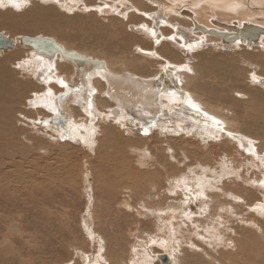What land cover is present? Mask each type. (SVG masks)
<instances>
[{"label": "rangeland", "instance_id": "374dc122", "mask_svg": "<svg viewBox=\"0 0 264 264\" xmlns=\"http://www.w3.org/2000/svg\"><path fill=\"white\" fill-rule=\"evenodd\" d=\"M33 1L38 2V7L52 11L50 23L53 21L59 28H55L53 32L52 28L44 26V33L55 36L56 39H54L55 37L50 38L58 42L62 41L63 45L88 52L97 58L107 59L110 54L114 55L113 58L119 56L118 60H125L123 64L128 63V67L136 62L134 66L142 67L143 65L144 71L138 70L139 72L146 75L150 71L153 77L158 73L160 66L165 63L163 59L160 62H146L148 61L146 59L144 62L141 59L138 60L135 57L136 54L134 55L136 48L152 46L150 38L145 37L144 39L142 34L135 30L136 23L143 21V16L137 17L131 12L130 17L133 16L137 22L129 25L127 23L128 16L124 13H122L125 15L124 17L113 11L107 12L105 16H100L94 10H88V12L77 10L74 11L75 13H71L74 9L71 8L72 11L67 10L66 12L57 4L47 2V0L46 2ZM82 2L87 6L101 5V1L98 0H82ZM3 5L5 7H0V18L5 23L0 25V35L15 41V47L10 50H0V60L10 55L19 56L20 52L23 57L31 58L36 52L23 45L21 38L33 35L40 37L42 33L40 35L38 33L41 32L43 26L34 28L33 26L38 23L27 20L21 26L20 31L14 32L11 28L14 25V20L5 16L24 17L30 13L25 14L32 8V3L22 6V8L13 7L8 3ZM110 12L114 15H110ZM36 14L41 16L39 13ZM121 19L127 20L126 23ZM145 19L149 21L147 16ZM11 22H13L12 25H10ZM167 25L169 24L163 26L164 30L166 29V34L175 31L170 26L167 28ZM200 33L202 32L200 31ZM180 34L183 35V31H180ZM257 42L249 46L246 41L245 47L241 50L238 49L239 52H235L236 50L232 49L234 46L231 48L232 45L228 46L221 39L198 53L189 54L187 51H180L181 48L178 46L169 45V47L166 46L163 56L164 59L172 60L175 64L182 61L185 63L186 61L195 62L194 65L188 63L191 67L190 71L194 74L202 66L198 62L200 53L213 59L218 56L219 65L216 64L215 67V63H213L214 65L204 66L206 71L202 77L203 81L201 78H198L199 82L197 79H192L190 88L197 90L201 97L203 94L202 98L215 102L220 108H223L226 111L224 114L231 117L232 121L237 120L238 123L237 126H233L234 129L253 127L251 129L254 130V133L258 134L260 138L263 137L262 140L254 137L256 143L259 141V147L263 150L259 152L261 161L254 158L256 164L251 162L253 154L241 151L239 154L241 157L237 153L235 154L230 146H227L228 150H225L223 145L218 146L211 143L209 148L212 146L213 149L209 150V155L201 147L203 144L200 141L191 143L186 139H179V134H168L164 128L158 126L162 124L160 121H164L162 116L164 111L153 110L151 107L153 104H149V102L145 107L151 105L148 108L152 111L147 112L146 108V112L143 114L140 111L144 107L143 103L135 104L134 106L139 109L137 113L139 118L136 120L133 117L130 120L125 119L126 126L123 127L121 121L119 124L116 123L117 119L123 117V114L120 117L116 116V119L110 117L109 120L101 122L98 121L101 116H96L94 120L90 119L89 115H85L81 108L74 107L70 103L73 92L72 89H69L71 94L63 99L64 102H62L63 100H59V102L60 109L69 112L70 119L61 118L58 112L55 116L56 112L43 105L45 101L42 99V95L51 89L52 101L57 102L54 92L59 94L65 90L57 82L49 81V79H54L59 72L56 74L54 69V73L51 74L49 71L47 74L49 69H46L42 74L41 72L36 73L33 68V70L17 68L16 65L21 63L14 61V57L11 62L13 64H9L10 69L27 88L25 92L23 91L18 105L19 115L15 111L14 117L10 119L12 122L9 120V124L4 128L3 125L0 126V150L7 146L11 150L13 149L11 152L20 168L6 166L4 168L3 164H9V160L6 159L8 154L0 153L2 169L0 180L3 178L0 181V264H143V262H145L144 264L147 262L163 264L158 257L160 254L168 255L172 236L176 237L172 238L174 245L171 249L175 250L174 247L176 248L173 264H264V183H261L264 179V127L259 124L252 125L251 117L248 116L249 107H253L255 111L260 109L259 112L254 111V114L258 113V120L261 124L262 105L257 104L253 97L250 98L247 92H252L256 96V94L264 95V90L261 89L260 83L259 85L249 82L253 73L258 75V70L253 71L247 66V62H240V59L234 61L233 59L235 54L251 49L257 55L264 56V44ZM108 43L112 46L109 54L106 51ZM134 44H137L138 47L135 48ZM226 46L231 50L224 49ZM254 47L260 49L253 50ZM221 62L229 67L226 71L227 74L219 67ZM253 66L257 69L255 64ZM60 69L62 76L68 78H70V72L72 75L74 70L71 63L63 62H60ZM128 69L132 71L131 67ZM209 69L211 73H209ZM232 70L235 71L233 80L230 77ZM34 72L36 76L32 75ZM222 75L223 78H220ZM151 76L148 75V77ZM43 78L46 79V82L42 81ZM196 82L198 88L195 86ZM90 83L92 85V82ZM201 85L207 86L200 88ZM204 90L205 92H203ZM76 91L79 92V90ZM120 91L122 94L125 90L123 88ZM222 91L228 94L222 93V95ZM130 92L134 93V90ZM143 92H145L144 89L140 88L139 93ZM236 92L239 97L236 96ZM241 93L245 96L242 97ZM136 96L135 94L134 97ZM97 97L98 94H94V102ZM99 98L96 104L102 105L101 108L106 112L107 108L114 106L108 96L100 95ZM34 99H37L36 104L32 106L30 101L32 102ZM148 99H151L150 102L154 100L150 97ZM253 100L254 105H252ZM181 104L185 103L180 102ZM52 105L55 107V104ZM257 106L258 108H256ZM182 110L184 111L183 106L180 108L181 112ZM147 115L148 117H146ZM190 116L192 118L193 115ZM236 116H239L238 119H235ZM58 117L64 123H68V129L64 130L60 126L58 127L54 121L52 122ZM245 117H247V121H243ZM44 121H48V123L45 124ZM82 122L86 125L90 123L91 130L95 126V132L97 130L101 132H97V137H94L91 142L82 141V145H78L77 140L84 138L75 134L77 128L74 125L78 124L81 127ZM141 127H144L145 130L138 134L136 131ZM81 128L84 129V126ZM193 137L191 134L186 138L193 139ZM94 139L96 143H94ZM178 159L180 161H177ZM220 162H225L229 167H232L228 175L227 173L220 174L222 172L221 168H218ZM206 164L207 166H205ZM199 166L201 170L198 169ZM193 167L196 171L192 169ZM10 172L12 174L7 177ZM216 173H219V176ZM201 175L207 181L203 185L202 181H198L199 179L196 178V176L200 178ZM189 176L190 178L193 176L192 178L197 181L195 183L188 182L193 187L188 188L193 189V194H196L199 192L196 185L201 184L203 196L197 197V202L195 201L196 203H192L189 207L185 205L188 210H186V214H190L188 217L183 212L184 197L187 195L183 191L184 184L178 186L176 182L183 177L189 178ZM86 178L91 180L88 181ZM242 189L247 190V193ZM230 191L233 195L229 193ZM209 201L212 202L211 206L214 208L208 210L207 216L212 213L213 217H206L208 219L202 217V219L198 215L202 214V207ZM174 202L181 205L180 213L176 215L178 221H174V224L170 225L168 220L171 217L170 209L173 208ZM220 205L229 206V208L220 210ZM218 215L219 218H217ZM170 229L180 233L173 234ZM90 234H94L96 237L92 238ZM218 234H221L223 239L225 238L224 241L227 245L216 247L212 245L211 238ZM152 236L159 241L149 245ZM170 252L173 254V251ZM100 253L101 263L97 261V256ZM152 257L157 258L152 259Z\"/></svg>", "mask_w": 264, "mask_h": 264}, {"label": "bare ground", "instance_id": "6f19581e", "mask_svg": "<svg viewBox=\"0 0 264 264\" xmlns=\"http://www.w3.org/2000/svg\"><path fill=\"white\" fill-rule=\"evenodd\" d=\"M41 1L45 2V0H41ZM98 1H101L100 2L101 5H98V6L89 5V6H87L82 2V0H81V2H80V0H59V3H57L56 0H47V2L57 4V6L59 8L63 9L66 12H67V10L72 11L71 8L74 9L71 13H73L74 11H77V10H81V11L85 12L86 11L85 9H88L89 11L90 10L96 11L98 14H100V16H102V15L105 16L107 14V12H109V11H111V12L113 11L116 14L120 13L119 15L123 16V17L125 16L124 14H126L128 16V18H127L128 22L127 23L129 25L137 22V20L134 19L133 16L130 17L131 12L133 14H136L137 17L139 15L141 17L143 16V18H142L143 21L136 23L137 27L135 28V30L137 32L141 33L142 37H144V39H145V37L150 38L152 46L145 48L146 46L138 47L137 44L136 45L134 44L135 48L138 47L135 49L136 53L134 52V55L136 54L135 57H137L138 60L141 59L144 61V60L148 59V61H146V62H152V61L160 62L161 59H163L165 63L160 66L158 73L154 77L151 76L152 73L150 71H148L146 73V75H144V74H142L143 72L138 71V70L144 71L143 65H142V67L136 66V65L134 66V64L136 62L129 66L132 69V71H131L128 69L129 68L127 66L128 63L123 64V62L125 60H118L119 56L118 57L115 56L113 58L114 55L112 56L110 54V57L107 59L106 58H97V57H94L93 55L89 54L88 52H83V51H80L78 49L71 48V47H69V45H63L62 41L58 42V41L54 40V39H56L55 36L48 35V34L44 33V29H43L44 26H48V27L52 28L51 30H53V32L55 31V28H57V29L59 28V26L55 25L53 21H52V23H50V18L52 15V11L50 9L40 8V6L38 7L37 6V5H39V4H37L38 2L36 3V1H33V0H27V2H25V0H0L1 4L8 3L10 5H13L14 3H20L22 6H26V5H29L32 3V8H30L29 11L25 12V14L28 12H30V13H28L24 17L17 18L15 16L11 17L12 15L11 16H5V17H9V19L12 21L14 20L13 21L14 25L11 27L14 32L20 31V29L22 28L21 26H23L27 20L29 22L36 21L38 24H35L33 26L34 28L40 27L41 25L43 26L41 32L38 33V35H40L42 33L39 38H49V39L57 42L59 45H61L65 51H74L77 54H80L86 58L92 59L94 61H99V62L104 64V66L102 68L96 69L93 65L90 66V65L81 64L79 62L66 60L60 54H57L53 58H51L49 55H46V54L39 55V54H37V52L34 49L33 50L36 52V54L32 53L33 55L31 56V58L28 56L23 57L21 52H20L19 56L18 55H15V56L10 55V56L4 57L3 59L0 60V126L3 125V128L5 126H7L9 124L8 121L12 117H14L13 113L15 111L17 112L16 114H18V112H20L19 111L20 109L18 110V105L20 104L23 91L25 92L26 88H27L24 83H22V82H20V80H18L19 78L17 79L18 76L16 77V75L10 69L9 64L12 62L13 58L15 57L14 61H17V62L19 61V63H21V65H24L25 61L28 62L27 65H25L23 67L24 70H25V68H31V69L33 68L34 69V70L32 69L33 71H35L36 73L41 72L42 74L46 71V69H49L47 71V74H49V73L52 74V72L54 73V71L56 74L59 72L57 74V76L54 77V79H49V81L57 82L60 79H63L69 85V87L67 89L64 88V90H65L64 92L63 91L59 92V94H56V92H54L56 99H57L56 103H58V104H56L52 101V98H53L52 96H47L46 94L42 95V99L45 101V103H43V105L46 108L50 109L51 111L56 112V114L54 113L55 116L57 115V112H58V115H61V113H64L65 114L64 118L70 119V115H68L69 112L67 113V111H62L60 109L59 100L65 99L69 94H71V91L73 92V95H71V97H70L71 98L70 103H72L74 107L77 106V107L81 108L82 112H84L85 115H89V113L87 111V109H88V103L87 102L89 100L91 101L92 108L90 111L93 114L91 116H89L90 119L94 120V118L96 116H101V118L98 120L99 122H101V121L109 120L110 117H114L116 119V116L120 117V115L123 114V117L121 119H119L121 121V125L123 127L126 126V120H125L126 116L133 117L135 120L137 118H139V115L137 114L139 109L136 106H134L135 104L137 105V103H140V102L143 103L144 107H142L140 109V111H142V113L146 112V108H147V112L149 110L152 111L150 108H148L151 105L150 106L148 105V107L147 106L145 107V105L149 102V104L150 103L153 104V106H151L153 110L160 109V111H164V113H163L164 115H162L164 117V121H160V124H161V122H162V124L158 125V126H159V128H164V130L166 132H168V134H179V139H181V140L186 139V141H189L191 143H195L194 141L199 143L198 141H200V143L203 144V146H201V147L206 150L207 154H209L208 153L209 150L213 149L212 146L209 148V145H211V143H212V144H217L218 146L223 145L222 147H224L225 150H228L227 146H230L231 149H233L235 151L234 153L235 154L237 153L238 155L241 153V151L246 152V153L251 154V155L253 154V158L251 161L253 163L255 160L254 158H256L258 161H261L260 157H259V155H260L259 152H261L263 150H261V148L259 147V144H258L259 141L257 139L262 140L263 137L260 138V136L258 134H255L254 130L251 129L253 127H250L248 129H246V128L234 129L233 126H235V125L237 126V123H238L237 120L232 121L231 117H228V115L224 114L226 111L223 108H220L215 102H211L208 99L206 100L205 98H202L204 96L203 94L201 97L197 93L198 92L197 90L195 91L194 88H193L194 90H192L190 88V82L192 81V79H195V80L197 79V81H198V78H201V80L203 81L202 77L206 71V69H205L206 67H204V66H206L207 64H213V63H215V65L213 64L215 67H216V64H217V66L219 65L218 62L220 61V59L218 58V56H215L213 59V58L205 57L202 53H200L198 55V62L200 64H202V66H200L195 71V74H194V72H191V71L189 72V70H188L191 68L190 65H194L195 62H190V61L187 62L186 61V63H185L184 61H182L180 63L177 62L178 64H175L174 62H172V60L168 61V60L164 59L163 56L165 54L164 52L166 51L165 50L166 46L169 47V45L175 46V47L178 46L179 48H181L180 51H183V52L187 51V54L193 53V52L198 53L200 50L207 48L210 44H213L214 42H219V40H221V39L223 40V42L225 44L230 43L232 45V46L230 45L231 48L234 46L232 49H233V51L236 50L235 52H237L238 49L241 50L242 48L245 47L246 41L248 44L247 37L242 38L244 35L242 33L240 35H238L239 32H241L242 30H248L249 31L252 28H257L261 31L259 34H257V35H260L258 37V40H259L258 42H261L262 44H264V0H98ZM79 4H81V5H79ZM106 4L109 6L104 7V5H106ZM22 6H21V8H22ZM0 7H5V5L0 6ZM88 10L86 12H88ZM36 13H39V15H41V16H38ZM114 13H111L110 15H112V14L114 15ZM122 13H124V14H122ZM119 15H117V16H119ZM145 16H147L149 21H147L145 19ZM0 19H1L0 25L5 23L4 20H2V18H0ZM121 20L124 21L125 19H121ZM15 21H16V23H15ZM126 21H124V22L126 23ZM13 22H11L10 25H12ZM166 24H169V25H167V28H168V26H170L171 28H174L175 31L166 34V31H165L166 29L164 30V27H163L164 25L166 26ZM96 29H98V28H96ZM153 31L155 32V36L152 35ZM180 31H183L184 34L181 35ZM200 31L202 33H200ZM197 32H199V33H197ZM217 33H219V34H217ZM220 34H225V35L221 36ZM236 35H238V36H236ZM172 36H175V40L169 39V37H172ZM223 36H225V37L223 38ZM233 36H236V37H233ZM4 37L8 39V37H6V36H4ZM27 37L28 38H37L36 35L27 36ZM50 37H55V38L52 39ZM104 37L106 38V35H104ZM217 37L220 39H218ZM22 38H24V37H22ZM178 38H179V40H178ZM57 40H58V38H57ZM103 40H104V38H103ZM157 40H159V43L156 42ZM230 41H232L233 43ZM252 42L256 44L257 41L252 40ZM253 43H249L248 45L251 46ZM188 45H192V47L189 48ZM147 46H149V45H147ZM259 47H261V46H259ZM107 48H108V50H106V51H107V54H109L112 46L109 44V45H107ZM255 48H258V47H254L253 50ZM175 49L178 50L177 48H175ZM258 49H260V48H258ZM251 50L250 51H247V50L241 51L240 53L235 54V56H234L235 58L233 56L232 57H233L234 61H238L240 59L241 60L240 62H242V61L247 62L248 63L247 66L252 68L253 71L258 70V72H257L258 75H255V73L252 74V77H253V75L256 76V80L254 81L253 79H250L249 82H255L258 84L260 83L261 85L260 84L259 85H260L261 89L264 90V56L263 55H257L255 53V51H251ZM40 56H44V57H40ZM221 58L223 59V57H221ZM171 59H172V57H171ZM60 62L67 63V64L71 63L73 65L74 70H73L72 75H71L70 70H68L70 72V78L62 76L61 69H60ZM249 63H251L253 65L255 64L257 66V69H256V67H254L253 65H251ZM11 64H13V63H11ZM242 65H243V63H242ZM116 67L119 69H117ZM219 67H221V69L224 72H226L227 69H229V67L225 63H222ZM135 69H137V70H135ZM29 71H31V70H29ZM209 71H210V69H209ZM35 72L32 75H35ZM231 72L232 73H231L230 77H231V80H233V75L235 74V71L232 70ZM209 73H211V71ZM215 73H217V72H215ZM42 74H40V75H42ZM192 74H194V75H192ZM226 74H227V72H226ZM148 75H150L151 77H148ZM217 78H219V77H217ZM220 78H223V75H222V77L220 76ZM42 81L46 82V79L43 78ZM90 82H92V85ZM58 85H60V84L58 83ZM202 85L200 86V88L201 87L205 88V86H207L208 84L205 86H202ZM193 86H194V84H193ZM195 86L197 87V82L195 83ZM220 87H221V85H220ZM123 88L125 91H123L124 93L122 92V94H121L120 89H123ZM140 88H143L145 92L139 93ZM69 89H72V90L70 91ZM76 90H79V92ZM85 90H87V91H85ZM132 90H134V93L133 92L129 93V91H132ZM173 92H175V94H176L175 96L171 95V93H173ZM203 92H205V90ZM247 92L249 93L250 98L253 97L257 104L260 103L262 105L261 124L258 120V113L255 115L254 114L255 110L253 109V107H249V110H248L249 115L248 116L251 117L250 120L252 122V125L259 124V125L264 127V95L263 94H256V96H255L252 92H249V91H247ZM212 93H213V91H212ZM218 93H219V91H218ZM222 93H223V91L221 92V94ZM225 93H227V92H225ZM225 93H223V94L225 95ZM94 94H96V95L98 94V97H97L95 102L93 101ZM135 94L137 95L136 97H134ZM215 94H217V93H215ZM237 94H236V96L239 97V94L238 95ZM100 95L108 96L114 103L113 107H111L109 109L107 108V112H106V110H103L101 108L102 105L100 106L99 104H96V102H98L100 100V98H99ZM182 95H183V97H182ZM240 95L242 97L245 96L243 93H241ZM149 97L153 98L154 100H152V102H150L151 99H148ZM98 98H99V100H98ZM185 98L188 99L189 103L196 104L199 107V109L201 110V113L206 112L210 116H214L216 118V120H219L221 123L219 125H217L213 121L208 120L207 117L203 116L202 114L196 113L189 106V103H185V104L180 105V102H183L185 100ZM36 100L37 99L32 100V102H33L32 106L36 104ZM254 100L252 101L253 102L252 105L255 104ZM64 101L65 100H63L62 102H64ZM38 102H40V101H38ZM100 103H101V101H100ZM52 104H55V107ZM4 106H5V109H3ZM67 106H66V108H67ZM182 106L184 107V111L182 110V112H181L180 108H182ZM256 108H258V106ZM259 111H260V109L258 111H255V112H259ZM189 115H193L192 118H191V116L189 117ZM238 115H240V114H238ZM142 116L144 117V115H142ZM146 117H148V115ZM238 117L236 116L235 119L236 118L238 119ZM61 118H62V116H61ZM61 118H59V117L55 118L54 120H52V122L54 121V123H56L58 125V127L60 126L64 130L68 129V126H67L68 123L67 124L64 123L63 120L61 121V123L57 122V120L61 119ZM189 118H191V120H189ZM90 119H89V121H90ZM141 119H143V118H141ZM144 120H145V122H147L146 119H144ZM243 121H247V117H245L243 119ZM13 122H15V121H13ZM72 122L70 123L71 125H72ZM157 122L159 123V121H157ZM182 123H185V124H182ZM61 124H63V126ZM73 124H75V123H73ZM80 125L86 127L88 129V131H84L78 124L74 125L77 128V129L74 128V129H76L75 134H78L79 136L84 138V139L82 138L83 140H81V139L77 140L78 145H82V141H85L86 143L91 142V140L94 137H97L96 136L97 132L98 133L101 132V131L97 130V132H95L93 135L92 131H91L92 126H90V123H88L86 125V124H83V122H82ZM221 127L224 128L223 132H221L219 130ZM94 129L96 131L95 126H94ZM142 130H145V128L141 127L140 129H137L138 132L137 131L136 132L139 134V133H142ZM193 133H196V134H193ZM227 133H232V136H229ZM191 134L194 136L193 139L192 138L187 139L186 137H188V135H191ZM254 137L257 138L256 139L258 141L257 143L254 140L255 139ZM249 140L252 141L251 146L248 145ZM0 141H1V138H0ZM94 141H95L94 143H96L95 139H94ZM254 141H255V143H254ZM242 145H243V147H242ZM0 147H1V143H0ZM218 149H221V147H218ZM11 151H13V149L11 150L9 146H7V148H3L0 150V153H3L4 155L8 154L6 159L9 160V164H7V165L3 164V165H4V168L6 166V167H11V168L14 167L17 169V168H19V164H18V162H15V160H14L15 156L13 155V153ZM207 154H205V155H207ZM235 156H237V155H235ZM239 156H241V155H239ZM229 158H231V157H229ZM205 159H207V158H205ZM166 161H169V160H166ZM177 161H180V160L178 159ZM162 162L164 163L163 160H162ZM162 162H160V163H162ZM190 162H189V164H190ZM254 164H256V163H254ZM196 165L198 166V164H196ZM199 165H200V163H199ZM160 166H163V165H160ZM205 166H207V164ZM205 166H203V167H205ZM194 167L192 169H195ZM228 167H229V165H227V163L220 162V167H218V168H221L220 171H222L220 174H222V173L226 174L227 173V175H228V172H230V168H232L231 166L229 168ZM198 169L201 170V167L199 166ZM195 171H196V169H195ZM215 171H216V169H215ZM217 171H219V170L217 169ZM237 171H239V170H237ZM0 173H2L1 167H0ZM190 173H192V172H190ZM11 174L12 173L10 172L7 175V177H10ZM216 174L218 175L219 173H216ZM188 175H189V173H188ZM190 176H189V178L183 177L181 180L187 181V184H188V182L189 183L190 182L195 183L197 181V179H199L198 181H202V185L207 182L204 179L203 175H201L200 178H199V176H196L197 179L192 178L193 176L190 178ZM223 176H225V175H223ZM2 179L0 181H2ZM86 179H88V178H86ZM90 180L91 179H88V181H90ZM187 187H192V185L188 184ZM263 187H264V184H263ZM242 190L245 193H247V190H244V189H242ZM199 191H201V190L199 189ZM229 193L233 195V193L231 191ZM194 194H193V196L195 197L194 199H191L187 203L183 202V206H184L183 212H185V214L187 213L186 212V210H187L186 206L189 207L192 203H196L198 200L196 197V194L195 195ZM211 203H212L211 201H209L208 203L206 202L204 207H202V214L198 215L200 218H202V217L210 218V216L213 217L212 213H210L211 215L207 216L208 210H210V208H212ZM180 206L181 205L178 202H174L172 204L173 208L170 209L171 210V217L168 220L170 225H173L174 221H178L177 220L178 218L176 215L178 213H180L179 212ZM258 206H259V204H258ZM219 208H220V210H224V209L227 210L229 208V206H221ZM222 208H224V209H222ZM261 208L262 207H260V209ZM167 209H169V208H167ZM189 215L187 214L186 216L189 217ZM208 218H206V219H208ZM217 218H219V215ZM220 218H221V216H220ZM88 229H90V228H88ZM170 231L173 234L180 233V232H175L174 229H170ZM90 236L92 238L96 237L94 234H90ZM222 237L223 236H221V234L213 236L211 238V241H213L212 245L214 247H216L218 245H224V246L227 245L224 241L225 238L223 239ZM172 238L175 239L176 237L172 236ZM172 238L170 239V245H169L170 248H169V253L167 255L169 258V264L174 263V251L176 250L175 247H174L175 250L171 249L174 245V240ZM158 241L159 240L158 239L156 240V237L152 236L151 240L149 241L148 244L150 245V244L156 243ZM236 249H238V248H236ZM170 251H173V254ZM241 252H243V251H241ZM98 253H99V251H98ZM100 256H101V253L99 256H97L98 257L97 261L99 263H101V257ZM175 257H176V255H175ZM154 258H157V257H152V259H154ZM103 261H104V258H103ZM146 262H147V259H146ZM144 263L145 262H143V264ZM149 263L150 262H147L146 264H149ZM91 264H93V263H91Z\"/></svg>", "mask_w": 264, "mask_h": 264}, {"label": "water", "instance_id": "95a60500", "mask_svg": "<svg viewBox=\"0 0 264 264\" xmlns=\"http://www.w3.org/2000/svg\"><path fill=\"white\" fill-rule=\"evenodd\" d=\"M260 32L261 31L259 29L252 28L249 31L248 30H242L241 32H239L238 35H240L242 33L244 35L242 38L247 37L248 44H249V43H253L252 40L258 41V37L260 35H257V34H259ZM217 34H219V33H217ZM220 35L222 36L225 34H220ZM238 35H236V36H238ZM236 36H233V37H236ZM224 37L225 36H223V38ZM21 42L23 45L34 49L37 52V54H39V55L46 54V55H49L51 58H53L57 54H60L66 60L75 61V62H79L81 64L90 65V66L93 65L96 69L102 68L104 66L103 63H101L99 61H94V60L89 59V58H86L80 54H77L74 51H65L61 45H59L57 42H55L49 38H39V37L28 38V37H24L21 39ZM230 42H232V41H230ZM230 45L231 44L228 43V46H230ZM14 47H15V41L7 39L3 35H0V50H9V49H13ZM224 49H226L227 51L231 50V48L227 47V46L224 47ZM40 57H44V56H40ZM64 115H65L64 113H61L62 117H65ZM61 121H62L61 119L57 120L58 123H61ZM61 125L63 126V124H61ZM193 134H196V133H193ZM159 260L163 264H169V258L167 255H160Z\"/></svg>", "mask_w": 264, "mask_h": 264}, {"label": "snow or ice", "instance_id": "6c2138e0", "mask_svg": "<svg viewBox=\"0 0 264 264\" xmlns=\"http://www.w3.org/2000/svg\"><path fill=\"white\" fill-rule=\"evenodd\" d=\"M25 2H27V0H25ZM45 2H46V0H45ZM56 2L59 3V0H56ZM0 6H4V5H3V4H0ZM13 6L16 7V8H20L22 5H21L20 3H14ZM108 6H109V5H107V4L104 5V7H108ZM85 10L87 11L88 9H85ZM152 35L155 36V32H154V31L152 32ZM169 39L175 40V36L169 37ZM156 42L159 43V40H157ZM188 47L191 48L192 45H188ZM27 63H28V62L25 61V62H24V65L17 64L16 67H17V68L24 67L25 65H27ZM189 71H190V69H189ZM252 79L255 81V80H256V76L253 75ZM57 83H59V84H60L63 88H65V89H67V88L69 87V85H68V84L65 82V80H63V79H60L59 81H57ZM46 95H47V96H52V95H53L52 90H51V89H48ZM171 95H172V96H175L176 94H175V92H173V93H171ZM170 102H171V101H170ZM183 102H184V103H189V101H188L187 98H185V100H184ZM30 103H33V102L30 101ZM87 103H88V109H87V111H88V113H89V116H91V115L93 114V113L90 111L91 108H92L91 101L89 100ZM189 106H190V107H191L196 113L202 114L203 116L207 117L208 120L213 121L215 124L219 125V124L221 123L219 120H216V118H215L214 116H210V115H209L208 113H206V112L201 113V110L199 109V107H198L196 104H194V103H189ZM125 118H126V119H129V120L131 119V117H125ZM44 123L47 124L48 121H44ZM116 123L119 124V123H120V120L117 119ZM81 127H83V126H81ZM83 130H84V131H88V129H87L86 127H84ZM219 130H220L221 132H223V131H224V128L221 127ZM91 131H92V134L94 135V133H95V129L93 128ZM227 134H228L229 136H232V133H227ZM251 144H252V141L249 140V141H248V145L251 146ZM242 147H243V145H242ZM176 183H177L178 186H179L181 183L184 184V189H183V191H185V192L187 193V195H185V197H184L185 203H187V202H189L191 199H194V198H195V197L192 196L193 189L187 187V181H181V180H178ZM261 183H264V181H262ZM196 188H197V189H201V191H199V192L196 193V197L203 196L202 185L197 184V185H196ZM186 215H187V214H186Z\"/></svg>", "mask_w": 264, "mask_h": 264}]
</instances>
